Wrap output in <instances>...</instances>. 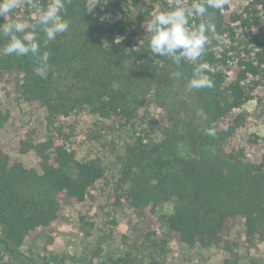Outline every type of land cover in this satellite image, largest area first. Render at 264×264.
<instances>
[{"label":"trees","instance_id":"trees-1","mask_svg":"<svg viewBox=\"0 0 264 264\" xmlns=\"http://www.w3.org/2000/svg\"><path fill=\"white\" fill-rule=\"evenodd\" d=\"M227 1L214 13L216 32L210 34L207 50L197 62L207 63L206 74L214 86L196 90L199 101L187 120L175 113L170 128L149 122L148 130L122 145L119 181L128 189L118 185L121 190L117 187L113 207H150L148 218L155 215L160 227L147 230L152 249H163L171 240L210 249L221 240L224 227L238 218L244 220L247 244L264 242V155L252 161L235 142L238 131L248 125L239 109L264 80V0H235L246 2L240 12L231 11ZM48 2L40 0L42 6ZM176 3L98 0L99 8L88 11L86 0H69L64 18L70 22V33L52 42H46L42 32L37 35L41 50L50 53L47 78H40L39 65L30 56L0 55V81L12 82L24 100L39 102L49 132L53 128L58 137L63 127L55 128L57 120L83 110L101 121L134 126L151 92L154 98L164 93L176 72L189 82L195 67L182 62L178 68L166 57L153 56L148 37L144 44L134 45L131 29L147 21L154 10H169ZM140 5L146 9L135 16ZM34 12L30 8L26 15L30 24L37 19L30 18ZM10 14L0 23L24 20ZM105 15L118 19L101 23ZM200 22L192 18L193 26ZM237 29L243 39L237 37ZM224 34L231 45L217 54L214 39ZM6 39L0 37V47ZM200 110L207 120L197 116ZM210 127L214 136L205 131ZM54 139L52 134L43 144H22V153L34 150L39 155L40 174L11 164L0 151V249L11 259L23 257L24 242L57 219L62 198L84 202L88 190L104 176L99 159L78 160L74 149ZM24 259L34 264L31 258ZM132 262L127 254L113 264Z\"/></svg>","mask_w":264,"mask_h":264},{"label":"rangeland","instance_id":"rangeland-1","mask_svg":"<svg viewBox=\"0 0 264 264\" xmlns=\"http://www.w3.org/2000/svg\"><path fill=\"white\" fill-rule=\"evenodd\" d=\"M227 4L231 11L240 12L246 2L228 0ZM86 6L88 11H94L99 8L98 0H86ZM145 9L140 5L134 15ZM29 11L30 8L21 2L12 14L27 20ZM156 12L154 10L147 21ZM30 18L37 16L32 13ZM117 19L118 16L105 15L100 21L109 24ZM147 21L131 29L134 45H142L147 40L148 34L143 28ZM237 33V37L243 39L239 29ZM214 40L217 54L231 45L227 34ZM128 76L134 77L133 74ZM147 97L148 102L139 110L134 126L123 125V121H101L83 110L57 120L55 128L63 127L58 137L53 128L49 132L46 111L39 102L24 100L12 82L0 81V151L9 157L11 164L20 163L29 173L40 174L39 155L34 150L22 153V144L40 145L53 134L56 144L76 151V159H99L104 170L103 178L88 190L84 202L60 200L57 219L50 226L39 229L20 247L23 257L11 259L0 249V264H28L24 258H31L34 264H113L127 254L131 255L132 264H264V242L253 245L245 242L242 218L226 225L221 240L210 249L189 248L175 240L163 249H152L147 230L160 227L156 226L155 215L149 219L150 207L142 210L125 205L113 207L112 198L121 190L118 185L122 186L120 154L125 141H131L142 129L148 130L149 122L160 128H170L171 114L180 113V117L187 120L199 101L196 90H189L188 81L182 75H173L170 87L158 97L154 98V91ZM252 97L239 109L245 114L248 125L238 131L235 142L252 161H258L264 155V80ZM117 187L120 190L117 191ZM122 187L128 189L126 185Z\"/></svg>","mask_w":264,"mask_h":264},{"label":"clouds","instance_id":"clouds-1","mask_svg":"<svg viewBox=\"0 0 264 264\" xmlns=\"http://www.w3.org/2000/svg\"><path fill=\"white\" fill-rule=\"evenodd\" d=\"M21 2L35 10L33 14L37 19L31 24L27 20L0 23V37L7 38L6 43L0 47V55L34 58L39 65L38 75L46 79L50 53L41 50L37 35L42 32L46 42H52L69 30L70 22L64 18L69 0H49L46 6H42L40 0H0V20L7 19ZM224 3L225 0H191V3L177 0L174 7L157 11L143 26L153 56L166 57L178 68L182 62L195 65L188 82L189 90L214 86L206 74L207 63L197 62L207 50L210 34L216 32L214 13L222 10ZM193 17L199 18L201 22L193 26ZM174 75L180 77L182 74L176 72ZM197 116L207 120L202 110L197 112ZM205 131L208 135H215L214 128Z\"/></svg>","mask_w":264,"mask_h":264}]
</instances>
